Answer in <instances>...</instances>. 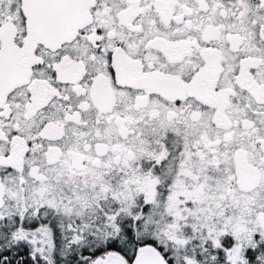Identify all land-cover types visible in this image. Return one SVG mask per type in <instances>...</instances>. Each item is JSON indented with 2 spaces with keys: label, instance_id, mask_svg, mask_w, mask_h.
I'll return each instance as SVG.
<instances>
[{
  "label": "snow or ice",
  "instance_id": "6c2138e0",
  "mask_svg": "<svg viewBox=\"0 0 264 264\" xmlns=\"http://www.w3.org/2000/svg\"><path fill=\"white\" fill-rule=\"evenodd\" d=\"M0 264H264V0H0Z\"/></svg>",
  "mask_w": 264,
  "mask_h": 264
}]
</instances>
